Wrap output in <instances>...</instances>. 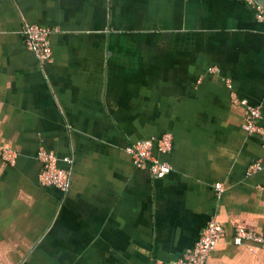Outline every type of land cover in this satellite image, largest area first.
<instances>
[{
  "label": "crops",
  "instance_id": "0c3cea01",
  "mask_svg": "<svg viewBox=\"0 0 264 264\" xmlns=\"http://www.w3.org/2000/svg\"><path fill=\"white\" fill-rule=\"evenodd\" d=\"M25 23L57 30L43 68ZM233 97L264 124V21L242 2L0 0V264H171L211 220L204 264H264L231 242L264 234V151ZM164 132L155 179L123 148ZM39 148L72 159L67 193L39 184Z\"/></svg>",
  "mask_w": 264,
  "mask_h": 264
},
{
  "label": "built area",
  "instance_id": "2783aa9c",
  "mask_svg": "<svg viewBox=\"0 0 264 264\" xmlns=\"http://www.w3.org/2000/svg\"><path fill=\"white\" fill-rule=\"evenodd\" d=\"M244 3L253 10L256 21H264V8L258 0H234ZM57 30L55 28L41 27L25 23L21 34L24 38L26 48L33 54L40 67H44L51 61L52 50L50 37ZM234 102L245 109L242 129L249 135L258 137L264 151V124L260 109L248 104L244 99L233 97ZM171 147V135L161 133L156 137L137 140L124 146L123 151L128 155L131 163L137 168H146L155 179H162L167 176L172 168L166 162L153 155V149L158 153H165ZM1 159L9 165L16 160V152L10 148H2ZM39 164L38 181L43 187L54 188L61 193H67L71 185L72 159L65 157L62 161L66 168L58 166V158L54 152L45 148H39L36 153ZM264 169V156L262 159L251 163L246 171L247 176H252ZM218 193L221 186L215 187ZM264 192V187H259ZM224 232L218 222L211 220L203 229L200 237L196 240L188 252L176 259L171 264H204L208 254L223 238ZM233 245L250 244L264 248V234L259 235L252 231L237 227L233 230L231 237Z\"/></svg>",
  "mask_w": 264,
  "mask_h": 264
}]
</instances>
